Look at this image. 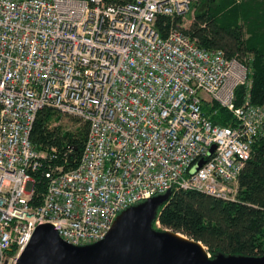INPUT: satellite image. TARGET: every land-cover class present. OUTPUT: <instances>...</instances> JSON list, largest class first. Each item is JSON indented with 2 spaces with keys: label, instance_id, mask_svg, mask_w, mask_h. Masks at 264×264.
Wrapping results in <instances>:
<instances>
[{
  "label": "built area",
  "instance_id": "2783aa9c",
  "mask_svg": "<svg viewBox=\"0 0 264 264\" xmlns=\"http://www.w3.org/2000/svg\"><path fill=\"white\" fill-rule=\"evenodd\" d=\"M193 2L0 0V264H15L44 224L83 246L103 240L122 211L168 191L235 200L264 106L249 95L235 105V90L250 87L246 60L184 33ZM160 16L171 19L166 38ZM214 104L231 114L228 126L203 110ZM45 108L88 124L71 169L72 151L30 141Z\"/></svg>",
  "mask_w": 264,
  "mask_h": 264
},
{
  "label": "trees",
  "instance_id": "16d2710c",
  "mask_svg": "<svg viewBox=\"0 0 264 264\" xmlns=\"http://www.w3.org/2000/svg\"><path fill=\"white\" fill-rule=\"evenodd\" d=\"M103 1L122 5L133 0ZM192 8L193 15L183 31L196 40L199 48L221 50L227 58L247 61L250 87L235 90V105L240 106L249 95L251 104L264 106V0H194ZM181 22L176 19L175 26L179 27ZM155 28L166 38L171 19L158 17ZM203 110L213 124L228 126L232 121L231 114L215 104L211 108L204 106ZM63 118L72 121L74 128L63 126ZM87 134V123L45 108L37 113L30 141L39 151L54 149L62 155L69 150L74 152L75 163L65 164L67 170L79 160ZM39 176H36L40 183L37 191L43 192L44 182ZM237 183L234 201L196 190L171 192L168 201L159 208L153 228L200 242L210 257L264 256V130L253 144Z\"/></svg>",
  "mask_w": 264,
  "mask_h": 264
},
{
  "label": "water",
  "instance_id": "95a60500",
  "mask_svg": "<svg viewBox=\"0 0 264 264\" xmlns=\"http://www.w3.org/2000/svg\"><path fill=\"white\" fill-rule=\"evenodd\" d=\"M68 158L72 165L74 152ZM170 194L122 211L106 237L89 245L72 246L51 225L38 226L15 264H264V256L210 257L200 242L159 226L154 229L158 210Z\"/></svg>",
  "mask_w": 264,
  "mask_h": 264
},
{
  "label": "rangeland",
  "instance_id": "374dc122",
  "mask_svg": "<svg viewBox=\"0 0 264 264\" xmlns=\"http://www.w3.org/2000/svg\"><path fill=\"white\" fill-rule=\"evenodd\" d=\"M61 124L65 127H72L74 128V124L72 121L68 120V118H63L62 121H61Z\"/></svg>",
  "mask_w": 264,
  "mask_h": 264
}]
</instances>
